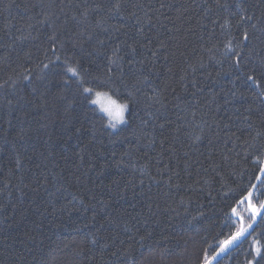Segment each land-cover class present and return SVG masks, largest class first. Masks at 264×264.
Instances as JSON below:
<instances>
[{
  "label": "trees",
  "instance_id": "trees-1",
  "mask_svg": "<svg viewBox=\"0 0 264 264\" xmlns=\"http://www.w3.org/2000/svg\"><path fill=\"white\" fill-rule=\"evenodd\" d=\"M263 156L264 0H0V264H205Z\"/></svg>",
  "mask_w": 264,
  "mask_h": 264
},
{
  "label": "snow or ice",
  "instance_id": "snow-or-ice-1",
  "mask_svg": "<svg viewBox=\"0 0 264 264\" xmlns=\"http://www.w3.org/2000/svg\"><path fill=\"white\" fill-rule=\"evenodd\" d=\"M247 34H245L244 39L247 40ZM229 51H232L231 48H229ZM235 55L237 57L240 56L239 52H236ZM47 67V65H45ZM67 72L71 73L73 77L78 75L77 69L74 67H68ZM249 80H252L253 77L249 76ZM84 91L86 93H91L93 90L90 88H85ZM95 99H92L90 103L96 104L100 106V110L104 112L108 118H109V123L108 126L115 129L118 124H121L124 122V112L125 109L127 108L126 104H120L118 103L115 99L112 98V96L109 95L107 92H95ZM101 98H104V103H101ZM262 172H264V168L261 169ZM259 179V177H258ZM251 195V193H249ZM264 207V206H262ZM235 211V209H233ZM254 215L252 217L253 221L256 220V215L259 214V210L254 209ZM249 228H252V224H249ZM247 231V229H243L241 232L236 233L235 236H233L230 240L225 241L224 244L221 246L220 250L217 252V256H219L221 253L224 251L228 250L229 247H231L235 241H237L241 236H243L244 232ZM257 253L260 252V249H256ZM205 264H208L207 257L205 258ZM251 264V262H250Z\"/></svg>",
  "mask_w": 264,
  "mask_h": 264
},
{
  "label": "water",
  "instance_id": "water-1",
  "mask_svg": "<svg viewBox=\"0 0 264 264\" xmlns=\"http://www.w3.org/2000/svg\"><path fill=\"white\" fill-rule=\"evenodd\" d=\"M262 168H264V156H263L261 169ZM263 177H264V172L260 171L259 179L256 180V182L254 183V185L252 186L251 190L248 192V194L246 196V204H247L248 208L250 206V200L252 198V195L256 191L257 186H258L260 180ZM249 193H251V195H249ZM262 206H264V202H263ZM262 206L259 209V214L256 215V220L253 221V219H252V221L250 223V224H252V228H249L248 227L249 225L247 227H244L243 223L240 222V228H239V230L236 233L241 232L243 229H247V231H245L243 236H241L237 241H235L234 244L231 247H229V248L238 246L239 244L243 243L251 235V233L253 232L254 228L256 227V225L258 224V222L260 221L261 217L264 214V207H262ZM249 211H250L251 216L253 217V215L255 214L254 211L251 210V209H249ZM236 233H234L232 236H230L226 241L230 240L233 236L236 235ZM221 246L216 250V252L213 254V256L208 260V264H218L221 261V259L224 257L226 251L221 253L219 256L216 255L217 252L220 250Z\"/></svg>",
  "mask_w": 264,
  "mask_h": 264
},
{
  "label": "rangeland",
  "instance_id": "rangeland-1",
  "mask_svg": "<svg viewBox=\"0 0 264 264\" xmlns=\"http://www.w3.org/2000/svg\"><path fill=\"white\" fill-rule=\"evenodd\" d=\"M91 94H93V98L92 99H95V92H91ZM105 101H104V98H101V103H104ZM119 103V102H118ZM92 104V103H91ZM121 104V103H120ZM93 106H95L96 108H97V110L99 111V113L100 114H102L106 119H107V122L109 123V118H108V116L104 113V112H102L101 110H100V106L99 105H96V104H92ZM124 114H125V112H124ZM124 124V122L123 123H121V124H118L117 125V127L115 128V129H113V128H111L112 130H117L119 127H121L122 125Z\"/></svg>",
  "mask_w": 264,
  "mask_h": 264
}]
</instances>
